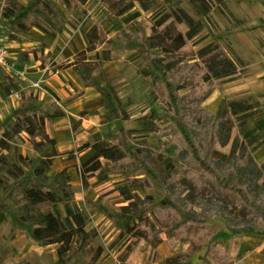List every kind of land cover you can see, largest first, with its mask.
<instances>
[{"label": "trees", "instance_id": "obj_1", "mask_svg": "<svg viewBox=\"0 0 264 264\" xmlns=\"http://www.w3.org/2000/svg\"><path fill=\"white\" fill-rule=\"evenodd\" d=\"M58 1L70 6L72 2ZM146 1L148 0H100L113 15L128 11L135 2H140L143 6ZM38 5L42 11L52 12L48 0H40ZM18 8L16 1L7 0V5L1 8V16L9 20L14 17ZM174 15V19L162 29L159 28V23L153 26V31L148 36L143 37L137 31L126 28H121L118 32L122 42L136 38L144 47L141 55L146 60H155L159 54L170 55L173 52L190 54L169 76L170 80H178L177 85L172 87L170 81L167 82L163 78L153 85L156 99L171 104V99L177 96L185 104L187 126H184L185 120L181 117L175 119L173 127L150 128L157 130L160 137L170 134L178 138L182 144L180 158L183 161V175L176 176L169 172L174 166L171 162L159 166L161 172L166 171L159 180L161 187L170 188L165 190L170 201L149 208L142 215L139 214L138 224L129 230L131 236L127 252L118 264H130L133 252L144 244L153 250L149 260H156L160 257L155 250L157 244L164 242L173 248L179 240L187 244V248L165 256V264H190L191 256L204 246L207 249L203 256V264H213L212 261L217 264H233L238 258L235 255L239 244L234 241V237L246 232L264 230V180H261L263 165H258L251 155L255 148L250 147L252 137L243 138V134L237 130V126L243 123L248 115L259 110L238 114L252 107L249 101L232 100L226 107L221 108L222 112L219 114L207 110L202 105L205 95L216 87L217 79L238 72L237 66L219 43L207 44L194 53V43H190L189 39L201 32L202 21L195 19L182 8L174 12ZM19 16L23 21L18 25L28 30L34 17L23 13ZM181 22L188 25L185 33L179 28ZM84 37L87 48L77 53V56H83V65L90 73L95 69L91 61L100 59V54L97 51L89 56L87 52L98 48L108 37L107 32L97 22L86 31ZM153 48L160 49L155 51ZM30 51L36 58L49 61L50 53L43 54L38 48H31ZM193 53L194 56H191ZM56 63L51 61L53 66ZM79 64L75 57L60 68L72 67L87 81V77L80 71ZM183 87L189 91L179 94V89ZM19 92L21 96L14 110V122L10 128L3 131L0 139V164L12 176L16 178L24 176L29 179L25 167H30L31 160L19 151L14 138L21 131L31 136H40V140H34V146L38 148L44 143V139L51 137V134L47 130L46 110L41 107L40 92L35 91L33 87H22ZM190 126L199 133H186L185 128ZM116 131L120 132V136L111 142L102 140L99 134L93 135L89 144L93 148V153L77 169V174L83 182L104 169L105 159L112 161L111 168L117 171L126 170L129 167L126 165L130 162L151 165L149 156L153 151L146 155L145 147L142 145L136 143L130 145L128 131L120 127ZM57 154L55 149L48 152L41 158L40 164L33 168V174L40 179H46L51 160ZM245 168L250 171L249 177L246 182L240 183L237 175ZM64 176L66 184H62L59 190L43 182L25 187L23 190L25 203L17 221L29 225L26 234L36 238L39 244L56 245L55 264L75 262L79 257L83 262L75 264H97L104 248L99 244L91 245L93 235L85 229V216L79 210L75 212L66 203L72 191L67 188L70 186L67 183L70 180L69 174ZM134 180L140 182L145 180L148 183L150 179L144 176L135 177ZM98 190L105 197L117 192L115 186L111 184L101 185ZM152 197L151 193H147L144 203L152 201ZM127 200L130 206L134 203L132 197H127ZM63 201L66 205V216L63 218L52 211L43 213L40 210L43 205ZM157 208L159 213L165 211L167 214L159 215L156 212ZM150 211H153L158 222L147 216ZM214 219H223L227 229L232 232L233 237L228 247L216 242L217 232L212 226ZM165 232L167 234L163 236ZM260 252L264 254V247Z\"/></svg>", "mask_w": 264, "mask_h": 264}, {"label": "rangeland", "instance_id": "obj_2", "mask_svg": "<svg viewBox=\"0 0 264 264\" xmlns=\"http://www.w3.org/2000/svg\"><path fill=\"white\" fill-rule=\"evenodd\" d=\"M13 1H16L19 8L14 17L7 20L1 16V8L7 5V0H0V36H2L1 31L4 25L14 26L23 21L19 16L20 13H23L27 16L34 17L31 27L36 26L41 31L50 33H58V31L63 28H68L82 32L85 36L86 31L97 22L100 27L107 32L108 38L104 42L111 45L118 42V32L121 28L127 27L137 30L138 33L144 37V35H150L153 31L152 27L158 25V23L159 28L162 29L174 19V12L182 8L195 19L202 21L201 32L189 39L190 43H194V53L201 49L202 46L219 43L228 56L236 63L242 64V74L249 71V67L246 65L249 58L245 56V53L239 48L237 42H235L231 34L232 29L239 27L246 30V28H248L253 33H260V36L264 35V0H148L143 6L140 2H135L134 6L137 5V7H140H138L139 9L137 12H132L129 17H127L126 14L132 11L134 6L120 15H113L102 5L100 0H71V6L61 4L56 0H48L51 4L52 12L42 11L41 7L38 5L40 0ZM179 28L185 33L188 25L181 22ZM63 38L65 39L66 37ZM127 45L136 48L138 57L143 61L140 64V69L137 65V70L132 72L133 76L138 80L131 84L130 90H128L127 93H120L117 94V96L114 94L112 101L109 102V106L119 110L118 113L124 120L130 119V115L132 114L137 116L136 125L132 126V128L125 129V131H128L127 137L129 138L130 145L133 143L142 145L145 147L144 150L146 155L153 151L149 156L152 162L151 165L147 166L143 162H138L136 164L133 162L128 163L126 166L129 167L126 170L118 171L119 174L122 175L120 181L111 184L117 189L116 194L105 197L99 193L97 186L93 185L95 182L94 178H88L83 182L81 179L79 180L76 178L73 173L75 171L74 169H72V173L68 171L58 172L48 170L46 179L36 177L33 174V168L40 164L41 158L48 152L54 149L56 150V140L52 136L50 138L47 137V139H44V143L41 146L35 148L34 140H40L41 137L31 136L25 131L19 132L14 138V141L19 151L27 155L31 160V165L30 167H25L29 178L26 179L24 176H20L19 178L12 176L8 173L7 169L1 167L0 164V256H3L5 260L11 257V240L13 238H19L21 235V238L27 235L26 232L29 225L21 224L17 220L22 211V206L25 203L23 190L31 184L43 182L45 184H50L55 190H59L62 184H66L64 174H69L70 180L67 183H69L70 186L67 188L72 191V193L66 203L75 212L79 210L85 216V229L93 235L90 242L91 245L95 246L99 244L104 248V252L100 259L108 257V255L115 256L128 248L127 244L131 236L129 230L138 224L140 220L139 214L142 215L145 210L153 208L156 205L169 203L170 199L165 190L170 188L161 187L159 180L166 171L161 172L159 166L161 165L162 167L171 162L174 166L169 172L174 173L176 176L183 175V161L182 158H180L182 144L177 137H173L170 134L160 137L157 130H150V128L153 126L173 127L175 119H181V117L185 120L184 126H187L186 110L185 104L181 102L177 96L171 99L173 107L162 99H156L153 85L155 82L159 83L162 78L166 79L167 82L170 81L172 87L177 85L178 80H170L169 76L172 75L174 69L182 64L190 54L186 55L185 53L173 52V54L170 55L159 54L155 60H146L141 55V51L144 50V47L139 41L133 39L130 40ZM159 49L153 48L155 51H159ZM194 53L191 56H194ZM87 55H89L88 52ZM75 57L80 63L81 73L87 77L89 83L95 84L107 77V75L104 74V63L106 61L101 60V57L98 60L93 59L91 61L95 69L90 73L86 71L83 65V56L76 55ZM8 61H10V58ZM67 62L69 61L59 59L54 67L51 68L59 69L60 66ZM0 72L2 74L3 70L0 69ZM105 72L108 75L115 76L118 72V66H116V68H106ZM143 73H145V75H143ZM44 76H48V70L45 72ZM119 79H124V77H118L117 81ZM36 87L40 90V86ZM20 88V84L15 85L9 78V83L6 85L8 92L11 93V91H16ZM188 91V88L183 87L179 89L178 92L179 94H183ZM46 92L48 94V99L52 101L51 103H54V94L51 91L46 90ZM247 101L254 103L255 99L250 95L246 100H242L241 102ZM203 103L202 105L204 106ZM228 104L229 101H225L222 108L226 107ZM45 106L46 105L42 103L41 107L43 109H45ZM221 112L222 111L219 113ZM109 115L111 114L109 113ZM12 118L13 117H9L7 120L0 121V139L3 136V131L6 129V125L10 128L11 123L14 122V119L9 121ZM185 130L186 133L189 134L199 133L197 129L191 126L185 128ZM103 132L104 137L102 135L99 137L108 142L120 136V132L115 130L114 133L110 128ZM92 139L93 135L88 136L84 145H89ZM57 155H59V153ZM79 165H76V170ZM249 172L250 171L246 168L241 170L237 175V179L240 183H244L248 180ZM144 176L149 177L150 180L148 183L145 180L144 182L134 180L135 177ZM147 193H151L153 197L152 201L146 204L144 203V197ZM127 197L133 198L134 203L131 206ZM40 210L43 213L52 211L62 218L66 216V205L64 201L43 205ZM156 212L159 215L167 214L165 211L159 213L158 208ZM147 216L151 217L155 222H158L153 211H150ZM214 220L212 221V226ZM217 225L218 224L213 227L215 228ZM108 226H111L112 229L115 230V233L111 237H109V231L106 229ZM166 234L165 232L162 235L165 236ZM238 236H245L244 239L248 241H251L252 237H254L261 239L263 242H256V244H260L259 246L252 245L251 248L243 254L240 262L247 264H264V254L260 252V248L264 247V230L246 232L244 234H238ZM54 248H56V245L50 244L46 246L45 250H38V252L34 250L30 252L33 248L26 251L23 246L22 249H18L15 256L17 259L12 260V262L13 264H31L34 259L37 258L40 260L39 258L41 257L50 260L49 256ZM76 262H83V260L79 257L75 262L67 264H75Z\"/></svg>", "mask_w": 264, "mask_h": 264}, {"label": "crops", "instance_id": "obj_3", "mask_svg": "<svg viewBox=\"0 0 264 264\" xmlns=\"http://www.w3.org/2000/svg\"><path fill=\"white\" fill-rule=\"evenodd\" d=\"M138 7L137 5L134 6V9L129 11L126 16L129 17L132 12H137ZM31 28L26 30L18 24L14 26L4 25L2 28V40L11 51L9 61L11 65L9 68H1L3 73L1 74L0 72V121L7 120L9 117H13L9 121L15 119L13 116L14 110L19 104L20 97L15 98L6 89L9 78L15 85L20 84L21 88L33 87L35 91H39L42 103L46 105L47 130L55 138V148L59 153V155L52 158L49 170L58 172L68 171L72 173L71 171L74 169V175L80 180L75 169L76 165L84 162L93 153L91 146L84 145L88 136L99 134V136L102 135L104 137L103 131L109 128L115 133L118 127L125 130L136 125L137 116L135 114L130 115V119L124 120L118 113L119 110L109 106V102L112 101L114 94L117 96L120 93H127L130 90L131 84L138 80L133 76L132 72L137 70V65L140 69V64L143 61L138 57L137 49L127 45L130 40L136 38L122 42L121 36L119 35V40L116 44L111 45L103 41L97 50L88 51L89 56L98 51L101 60L106 61L104 63V74L107 77L98 83L91 84L89 82L87 83L82 75L78 74L72 67L51 68L54 67L51 65V61L58 62L59 59L72 61L77 53L87 48L86 38L82 32L68 28H63L58 33L42 31L49 36L48 43L30 45L29 43L33 41L32 36L28 34ZM127 29L137 31L131 28ZM247 29L236 27L232 29L231 34L235 42L239 45V48L249 58V61L246 62L249 71L242 74V64L234 61L238 72L230 76L218 78L216 87L205 95L203 104L207 110L219 114L225 101H242L246 100L250 95L254 97L255 102L252 103V107L238 114L254 110L259 111L248 115L245 121L237 126V130L243 134V138L252 137L250 147L255 146V148L252 150L251 155L258 165H263L261 180H264V35L260 36V33H253ZM63 37L66 38L64 39ZM31 48L41 49L43 54L50 53L49 61H42L40 58H36L34 53L30 51ZM116 66H118V72L115 76L108 75L105 72L106 68H116ZM47 70L48 76H44ZM67 70H72V72L79 76V85L64 75V72ZM118 77H124V79L117 81ZM37 85L40 86V90L37 89ZM46 90L54 94V103H51L52 101L48 99ZM213 96L217 98V103L211 109L209 108L208 99ZM118 122L120 125L117 127ZM6 128H8L7 125ZM61 132L67 133V136L61 143H58L55 136ZM56 160L62 164L60 169H56L53 166ZM103 161L104 169L90 177V179L94 178L95 182L93 185L97 186V190L101 185L115 184L116 181H120L122 176L116 169L111 168L112 161L109 159ZM216 224H218L215 227L217 232L216 242L221 246L228 247L233 237L232 232L227 229L223 219H215L213 226ZM106 229L109 231V237L115 233V230L111 226H108ZM21 236L11 240V257L5 260L3 256H0V264H13L12 260L17 259L15 257L16 252L18 249H22L23 246L26 251L33 248L30 252L34 250L38 252V250L46 249L47 245L39 244L36 238L34 239L28 235L21 238ZM244 238L245 236L238 235L234 237V241L239 244L235 255L238 258L233 264H247L240 262L243 254L252 245H260L259 243L256 244V242L263 243L258 238L252 237L251 241L245 240ZM187 246V244L181 243L180 240L173 248L161 242L155 248L160 257L156 260H149L152 248L144 244L142 247L136 248L133 252L131 256L132 262L130 264H165V256L174 252H180V250L186 249ZM206 249L207 247L204 246L197 250L191 256L190 264H203V256ZM126 252L127 249L115 256L108 255V257H103L97 261V264H118ZM49 258L50 260L41 257L39 258L40 260L36 258L33 261L34 264H55L57 259V250L55 248L50 253ZM33 261L31 264H33ZM212 262L213 264H217L214 261Z\"/></svg>", "mask_w": 264, "mask_h": 264}, {"label": "bare ground", "instance_id": "obj_4", "mask_svg": "<svg viewBox=\"0 0 264 264\" xmlns=\"http://www.w3.org/2000/svg\"><path fill=\"white\" fill-rule=\"evenodd\" d=\"M28 34H30L31 36H32V38H33V41L32 42H30L29 44L30 45H40V44H47L48 43V39H49V36L46 34V33H44V32H42L38 27H36V26H33L30 30H29V32H28ZM64 75L67 77V78H69V79H71L73 82L75 81L78 85L80 84V80H79V76L78 75H76L74 72H72V70H67V71H65L64 72ZM209 101V108H214L215 107V105H216V103H217V98H215L214 96L212 97V98H210V99H208ZM67 136V133H65V132H61V133H57L56 134V139H57V141H58V143H61V141L65 138ZM62 164L60 163V162H58V160H56L55 162H54V168H56V169H60L62 166H61Z\"/></svg>", "mask_w": 264, "mask_h": 264}, {"label": "built area", "instance_id": "obj_5", "mask_svg": "<svg viewBox=\"0 0 264 264\" xmlns=\"http://www.w3.org/2000/svg\"><path fill=\"white\" fill-rule=\"evenodd\" d=\"M10 56H11V51L4 44V42L2 40V36H0V69L1 68H9L10 67L11 64L8 61ZM37 86H39V85H37ZM10 94L13 95L15 98L20 97L19 90L11 91Z\"/></svg>", "mask_w": 264, "mask_h": 264}, {"label": "water", "instance_id": "obj_6", "mask_svg": "<svg viewBox=\"0 0 264 264\" xmlns=\"http://www.w3.org/2000/svg\"><path fill=\"white\" fill-rule=\"evenodd\" d=\"M120 125V123L118 122V124H117V127Z\"/></svg>", "mask_w": 264, "mask_h": 264}]
</instances>
